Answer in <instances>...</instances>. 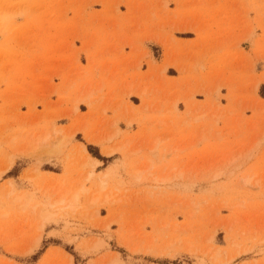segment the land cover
Segmentation results:
<instances>
[{
    "label": "rangeland",
    "instance_id": "1",
    "mask_svg": "<svg viewBox=\"0 0 264 264\" xmlns=\"http://www.w3.org/2000/svg\"><path fill=\"white\" fill-rule=\"evenodd\" d=\"M41 259L264 264V0H0V264Z\"/></svg>",
    "mask_w": 264,
    "mask_h": 264
},
{
    "label": "bare ground",
    "instance_id": "2",
    "mask_svg": "<svg viewBox=\"0 0 264 264\" xmlns=\"http://www.w3.org/2000/svg\"><path fill=\"white\" fill-rule=\"evenodd\" d=\"M81 101H83V100H81ZM173 108H175V107H173ZM78 109V108H77ZM77 111V110H76ZM116 131V130H115ZM76 132V131H75ZM58 133H59V131H58ZM73 134V133H72ZM106 134V133H105ZM113 135V134H112ZM61 136V135H60ZM73 136V135H72ZM105 136V135H104ZM60 138V137H59ZM87 138V137H86ZM58 139V138H57ZM88 139V138H87ZM89 140V142L90 143H92V144H94L95 143V141H93L92 140V138H89L88 139ZM95 140H98V139H95ZM97 142V141H96ZM100 143V142H99ZM95 145V144H94ZM82 149V148H81ZM107 149V148H106ZM149 149H150V147H149ZM83 151V150H82ZM84 151H86L85 150V148H84ZM112 150L111 151H105V153L107 154V155H110V154H112ZM136 152V151H135ZM103 153H104V151H103ZM89 158V157H88ZM139 169V168H138ZM138 169H137V171H138ZM138 173H140V172H138ZM150 173V172H149ZM181 174H182V172H181ZM162 175V173L159 175H156V177L154 178V181L155 182H161V183H164V182H166L167 180H168V178L167 177H162L161 176ZM93 178V177H92ZM152 178V177H151ZM98 180V179H97ZM249 181L250 180H246V182L247 183H249ZM8 188V187H7ZM104 188V187H103ZM7 192V191H6ZM8 193V192H7ZM95 193H96V191H95ZM97 195V194H96ZM25 197H26V199H29L30 198V195H28V194H26L25 195ZM97 197V196H96ZM95 197V198H96ZM23 198V197H22ZM91 198H93V197H91ZM91 198H90V200H91ZM22 200V199H21ZM24 201V200H23ZM74 201V200H73ZM92 201V200H91ZM45 202V201H44ZM76 202H77V200L74 202V203H72V205H71V207L70 208H75V205H76ZM53 205H49V204H44L43 205V208L41 207V211H40V216H41V219L43 220V221H46V220H48L49 218H51L52 217V212L50 211V209L49 208H51ZM93 206V205H92ZM67 207V206H66ZM76 209V208H75ZM39 213V212H38ZM40 219V220H41ZM113 221V220H112ZM102 226V225H101ZM39 227H41V225L39 226ZM96 227V226H95ZM108 227V226H107ZM108 230V229H107ZM40 231V230H39ZM170 247V246H169ZM27 249H30V247L29 248H27ZM218 250V249H217ZM11 251V250H10ZM23 251V250H22ZM26 251V250H25ZM12 253H14V252H12ZM16 253V252H15ZM22 254H23V252H22Z\"/></svg>",
    "mask_w": 264,
    "mask_h": 264
},
{
    "label": "crops",
    "instance_id": "3",
    "mask_svg": "<svg viewBox=\"0 0 264 264\" xmlns=\"http://www.w3.org/2000/svg\"><path fill=\"white\" fill-rule=\"evenodd\" d=\"M99 154H100V152H99ZM100 155H101V154H100ZM101 156H102V155H101ZM102 157H103V156H102ZM104 158H106V157H104ZM96 160H98V159H96ZM98 161H100V160H98ZM100 162H101V161H100ZM11 169H12V168H11ZM11 169H10L5 175H7L8 173H10V172H11ZM9 179H11V178H4L3 181L5 182L6 180H9ZM48 250H49V249H48ZM48 250H47V251H48ZM45 254H46V253H45ZM45 254H44V256H45ZM44 256H43V257H44ZM43 257H42V259H43ZM42 259H41L40 261L38 260V261H39L38 264H40V262L42 261Z\"/></svg>",
    "mask_w": 264,
    "mask_h": 264
}]
</instances>
